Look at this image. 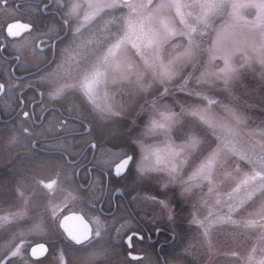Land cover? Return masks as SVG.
<instances>
[{
    "label": "snow or ice",
    "instance_id": "obj_1",
    "mask_svg": "<svg viewBox=\"0 0 264 264\" xmlns=\"http://www.w3.org/2000/svg\"><path fill=\"white\" fill-rule=\"evenodd\" d=\"M0 13L5 17L7 37L18 38L15 43L8 41L12 47L19 49L28 38L44 44L31 64L34 72L30 76L37 84L43 86L65 65L82 69L78 81L66 82L49 93L57 99L65 96L66 90H78L81 105L65 110L62 120L50 115L57 111L54 107H41L39 112L22 108L18 134L29 139L43 134L51 139L53 131L63 133L60 143L51 147L61 148L64 164L72 168L78 160L67 157L80 152L71 149L78 144L96 148L91 143L97 139L93 131L108 133L124 145L101 150L98 159L103 167L92 169L99 175L88 185H78L84 193L72 194L74 200L95 209L103 200L104 177L111 178L113 170L121 179L132 176L133 184L153 172H164L167 179L161 187L165 191L178 184L183 193L206 181L209 194H215L216 203L223 202L227 212H209L203 218L193 215L191 223L199 236L208 239L213 226L221 222L256 229L258 243L242 260L243 264H264V119L256 123L233 91L244 74L257 66L264 86V0H0ZM24 16L26 23L17 18ZM9 19L12 22H7ZM0 49L7 51L4 42ZM109 83L115 87L112 93L107 91ZM101 86L105 88L103 104L98 103ZM6 87L14 90L12 83L0 82V93ZM217 88L231 97L229 103L213 93ZM153 136L162 137V143L145 144L144 139ZM10 142L15 143V136ZM28 159L33 166L49 163L40 153ZM55 183L49 181L44 187L51 189ZM225 184L227 189L221 192ZM0 194L7 195V189H0ZM17 194L23 196L18 189ZM149 198L175 220L167 199ZM27 205L26 200L25 207L0 214V230L30 221L26 229L12 233V243L0 264L23 259L28 247L25 236L46 229L61 244L74 242L65 246L82 257L81 264H101L109 254L110 247L103 242L107 227L99 215L86 219L71 211L58 216L53 210L46 225L42 216L29 217ZM240 213L247 215L235 219ZM187 239L183 250L165 264H201L195 238ZM46 251L44 244H38L31 248V256L42 257ZM59 255L61 264H67L63 249Z\"/></svg>",
    "mask_w": 264,
    "mask_h": 264
},
{
    "label": "rangeland",
    "instance_id": "obj_2",
    "mask_svg": "<svg viewBox=\"0 0 264 264\" xmlns=\"http://www.w3.org/2000/svg\"><path fill=\"white\" fill-rule=\"evenodd\" d=\"M12 15L16 14L13 13ZM10 20L11 19L8 21ZM4 24L5 17L3 13H0V31ZM83 67H87V64ZM81 74L82 69L81 71H77L74 65H65L63 69L52 76L50 80L52 82L51 92L55 91L66 82L78 81ZM70 91L80 95L79 91L75 89L66 90V94ZM107 91L112 93L115 91V87L109 83ZM212 91L222 102L229 103L231 101V97L224 93L222 89L217 88L212 89ZM233 91L235 95L241 98V108L251 116L256 123L264 119V86H262L261 83L258 66L255 71H247L243 79L235 85ZM104 92L105 88L101 86L98 103H105ZM117 99H119L118 95ZM245 104L252 105V107H245ZM144 119L146 120L147 117H144ZM253 120H250L249 123H253ZM93 134L111 137L108 133L98 135L93 131ZM144 142L147 145L161 144L162 137H147L144 139ZM14 146L13 143H9L5 140L4 132H0V189L6 188L8 192L7 195L0 194V214L13 212L17 208L25 207V201L27 200L29 217L35 219L42 216L46 225L51 221V213L53 210H55L58 216L61 213L65 215L71 211L80 212L84 214L87 219L95 215L90 206L80 204L78 200L72 198V194L76 196L77 194L73 191V176L68 170L66 172L62 171V168H64L63 166H59L55 164V162L49 160V163L44 166H33V162L29 160L26 161L27 164L25 161L23 163L19 162L15 158L17 153L14 151ZM139 156L140 152L139 149H137V157L139 158ZM151 162L152 160L150 159L148 163ZM31 167L37 170H29ZM134 171L135 166H133V172ZM188 171L189 169L186 168L185 176L188 174ZM132 179V176L126 177V180H129L130 188L134 190L135 195L132 201L138 209L157 210L159 213L167 214L168 211L162 209L158 203L149 198L152 196L156 197L157 200L167 199L170 202V210H172V197H175L178 202H181L184 207H186V236L184 245L188 242L187 238H195L196 250L200 253L201 264H209V261L211 264H243L242 258L246 255L249 248L254 243H258V230H244L235 227L230 222H221L214 225L208 239H203L199 236L198 229L191 223L193 215L203 218L206 217L209 212L218 215H223L227 212L224 203L222 202L218 205L216 203L217 197L215 194H209L208 183L206 181L201 182L199 186L191 187L190 191L182 193L178 184L169 185L167 191L161 187V184L167 179L164 172H153L144 180H137L135 184L131 182ZM41 180L44 181V184L52 180H56V183L51 189H47L44 187V184L38 183ZM193 183L195 184V182ZM144 186H150L153 190L151 189L150 192H147ZM17 189L23 193V196L17 194ZM226 189L227 184L223 185L220 191L224 192ZM167 195H170V197H167ZM221 199L223 200V198ZM65 209H68V211H65ZM245 215H247V213H240L239 216H235L234 218L239 219L240 216ZM101 221L105 223L107 227V231H105L103 238L104 242L111 233H114L115 220L101 219ZM29 223L30 221H19L16 228L0 230V257L4 255L7 247L11 245L12 233L16 231L17 228L26 229ZM25 240L28 247L23 251V259L17 258L16 264H37V262H34L30 258L29 249L34 244L40 242L49 246L50 253L47 260L38 264H61L59 255L61 249L64 251V259L67 264H81L82 257H79L78 254H75L70 248L65 246V244L69 242L61 244L59 241H56L50 229L27 234ZM233 253L236 254L233 255ZM121 264L126 263L121 262Z\"/></svg>",
    "mask_w": 264,
    "mask_h": 264
},
{
    "label": "flooded vegetation",
    "instance_id": "obj_3",
    "mask_svg": "<svg viewBox=\"0 0 264 264\" xmlns=\"http://www.w3.org/2000/svg\"><path fill=\"white\" fill-rule=\"evenodd\" d=\"M17 18H20L22 23L28 22L26 16ZM8 22L10 23L12 20ZM6 26L5 23L0 31V42H4L7 47V51L0 49V82L12 83L14 90H9L6 87L5 91L0 93V132H4V138L9 143L12 137L15 136V143H13L15 145L14 151L17 153L15 158L19 162L23 163L25 161L27 164L26 161L29 160V156L40 153L47 160L64 168L66 167L73 176V191L75 190L77 196H82L84 190L77 186L88 185L90 179L99 175L98 171H92V169L103 167L98 159L101 150L104 148L120 149L122 144L113 141L111 137L97 136L92 133V135L97 136L96 140L91 141V143L96 144V148L94 150L91 148L85 149L78 144L76 148L71 149L80 152L79 156L67 157L69 160H78L75 168H72L64 164L61 148L51 147L53 144L60 143L63 133L53 131L51 139H45L43 134L33 136L31 139L22 133L18 134L17 125L22 120L20 114L22 108L25 111L35 109L39 112L41 107H54L57 111L50 115L58 116L62 120L64 115H67L65 110L70 111L73 104L79 107L83 102V98L72 91L57 99L50 97L52 82L47 81L41 86L30 76V73L34 72V68L31 67L34 54L40 55L38 49H43L44 44L41 40L32 41L31 38H28L22 47L19 49L14 48L12 43H8V41L15 43L18 38L11 39L7 37ZM5 37H7V40H5ZM53 69H55V65ZM30 85L34 87H30ZM41 92L44 93L43 97L40 95ZM36 119H39V116ZM29 124H31V121H29ZM35 131L40 133L41 129L37 128ZM32 141L40 142L33 144ZM63 155H66V153ZM29 170L36 171L37 169L31 167ZM85 170H88L87 176H85ZM104 181L106 187L103 200L95 204L93 212L95 215H99L101 219H114L115 229L114 233H111L104 241L109 245L110 252L107 255L108 257L101 261V264H121V262L126 264H156L157 261H159V264H165V261L172 260L175 253L183 250L186 236V207L181 202H178L175 197L171 198L173 199L171 205L175 216L173 221L169 219V212L162 214L157 210L138 209L132 201L135 193L130 188L129 180L117 177L114 170L112 177L105 176ZM167 197H170V195H167ZM110 199L112 201L111 205H109ZM129 237H131V242ZM49 253L48 251L44 257L37 260L30 258L34 262L41 263L47 260ZM129 253L135 257H132Z\"/></svg>",
    "mask_w": 264,
    "mask_h": 264
},
{
    "label": "water",
    "instance_id": "obj_4",
    "mask_svg": "<svg viewBox=\"0 0 264 264\" xmlns=\"http://www.w3.org/2000/svg\"><path fill=\"white\" fill-rule=\"evenodd\" d=\"M6 34H7V33H6ZM22 34H23V33H22ZM9 38L13 39L12 37H9ZM114 174H115V171H114ZM78 214H80V213H78ZM67 215H68V214H67ZM72 243H74V242H72ZM38 244H44L45 247L48 248V246H47L45 243H37V244H34L33 246H31V248H32V247H35V246L38 245ZM31 248H30V250H29V255H30V257H31L32 259H34V260H37V259H40V258L44 257V256L47 254V252L49 251V248H48V251H46V252L44 253V256H42V257H32V256H31ZM131 256H132V257H135V256H133L132 254H131Z\"/></svg>",
    "mask_w": 264,
    "mask_h": 264
},
{
    "label": "trees",
    "instance_id": "obj_5",
    "mask_svg": "<svg viewBox=\"0 0 264 264\" xmlns=\"http://www.w3.org/2000/svg\"><path fill=\"white\" fill-rule=\"evenodd\" d=\"M122 127L127 128V124H123ZM122 146L124 147L123 144H122ZM144 188H145V190H146L147 192H150L151 189H152L150 186H144Z\"/></svg>",
    "mask_w": 264,
    "mask_h": 264
}]
</instances>
